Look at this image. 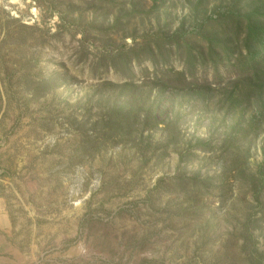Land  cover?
Instances as JSON below:
<instances>
[{
    "label": "rangeland",
    "instance_id": "rangeland-1",
    "mask_svg": "<svg viewBox=\"0 0 264 264\" xmlns=\"http://www.w3.org/2000/svg\"><path fill=\"white\" fill-rule=\"evenodd\" d=\"M0 264H264V0H0Z\"/></svg>",
    "mask_w": 264,
    "mask_h": 264
}]
</instances>
